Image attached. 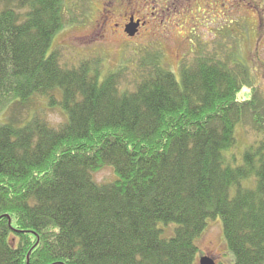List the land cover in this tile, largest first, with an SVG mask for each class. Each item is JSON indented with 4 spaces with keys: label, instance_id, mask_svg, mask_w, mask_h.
<instances>
[{
    "label": "trees",
    "instance_id": "trees-1",
    "mask_svg": "<svg viewBox=\"0 0 264 264\" xmlns=\"http://www.w3.org/2000/svg\"><path fill=\"white\" fill-rule=\"evenodd\" d=\"M64 4L0 11V264H195L217 218L232 264H264V98L237 101L251 85L238 52L198 47L178 80L151 57L122 89L127 69L101 78L100 60L67 69L50 51ZM37 96L65 122L18 119ZM247 121L260 139L230 166ZM103 166L116 180L98 185ZM159 222L176 225L168 239Z\"/></svg>",
    "mask_w": 264,
    "mask_h": 264
},
{
    "label": "rangeland",
    "instance_id": "rangeland-1",
    "mask_svg": "<svg viewBox=\"0 0 264 264\" xmlns=\"http://www.w3.org/2000/svg\"><path fill=\"white\" fill-rule=\"evenodd\" d=\"M0 0V11L4 2ZM16 1L9 0L15 7ZM164 0H64L65 25L56 34L50 51L57 52L61 67L72 69L83 62L100 60V77L117 69H127L121 88L130 86L132 72L142 61L151 62L157 57L158 64L171 71L179 79L183 66L191 65L198 47L203 53H212L219 48L222 55L237 51L239 59L247 68L251 85L245 86L237 95L238 102H246L258 92L264 98V0H187L173 7L165 16L149 19L135 37L127 36L123 29L122 13L132 8L144 10L147 17L160 9ZM23 12V11H22ZM21 12V13H22ZM115 23L118 24L115 26ZM60 100L58 92L54 93ZM18 105H7V110ZM22 110L18 119L38 116L52 127L65 122L60 107L51 108L47 97H33ZM8 113H5V116ZM24 122V121H22ZM260 138L249 121L235 129V145L225 152L230 166H239L244 150ZM232 157L235 158L234 161ZM98 185L116 180L112 167L103 166L92 175ZM243 187H254L252 180L244 181ZM232 192V189L231 191ZM161 238L168 239L176 225L159 222ZM195 264L201 257H209L216 264H232L234 257L228 249L220 219L207 222V227L196 240Z\"/></svg>",
    "mask_w": 264,
    "mask_h": 264
},
{
    "label": "flooded vegetation",
    "instance_id": "flooded-vegetation-1",
    "mask_svg": "<svg viewBox=\"0 0 264 264\" xmlns=\"http://www.w3.org/2000/svg\"><path fill=\"white\" fill-rule=\"evenodd\" d=\"M125 0H121V2H124ZM219 0H217L218 2ZM147 2V0H145ZM180 2H187V0H164V2L161 5L156 4L157 7L160 9L155 10V6L152 7L153 14H150L149 17H147L144 10L138 9V8H132L128 11H124L122 13L123 18H120L121 21H123V31L125 33V27L129 24H136L137 25V32L135 36L140 32V29L146 25L148 20L159 18L160 16H165L166 13H169L170 10L175 7L177 4H180ZM118 24L115 23V26ZM126 34V33H125ZM134 36V37H135Z\"/></svg>",
    "mask_w": 264,
    "mask_h": 264
},
{
    "label": "water",
    "instance_id": "water-1",
    "mask_svg": "<svg viewBox=\"0 0 264 264\" xmlns=\"http://www.w3.org/2000/svg\"><path fill=\"white\" fill-rule=\"evenodd\" d=\"M137 32V25L136 24H129L125 27V33L129 36V37H133ZM198 264H215L214 260L209 258V257H201L199 259Z\"/></svg>",
    "mask_w": 264,
    "mask_h": 264
}]
</instances>
